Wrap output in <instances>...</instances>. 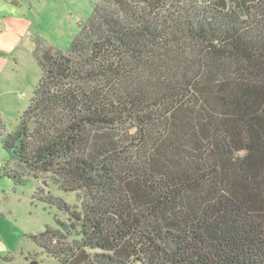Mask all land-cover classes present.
<instances>
[{
	"label": "trees",
	"instance_id": "1",
	"mask_svg": "<svg viewBox=\"0 0 264 264\" xmlns=\"http://www.w3.org/2000/svg\"><path fill=\"white\" fill-rule=\"evenodd\" d=\"M35 58L0 180L77 193L38 200L70 217L31 237L46 253L264 264V0H99L67 52Z\"/></svg>",
	"mask_w": 264,
	"mask_h": 264
},
{
	"label": "rangeland",
	"instance_id": "2",
	"mask_svg": "<svg viewBox=\"0 0 264 264\" xmlns=\"http://www.w3.org/2000/svg\"><path fill=\"white\" fill-rule=\"evenodd\" d=\"M99 0H0V120L13 132L27 109L41 76L35 51L45 45L67 52L79 25ZM7 161L0 147V168ZM18 187L0 180V264H59L31 237L46 227L68 223L69 214L38 201L62 202L78 210L77 193H63L53 183ZM52 198H55L52 200ZM40 244V245H39ZM59 245V244H58ZM49 246V245H48ZM49 248H51L49 246ZM46 251V252H45Z\"/></svg>",
	"mask_w": 264,
	"mask_h": 264
}]
</instances>
